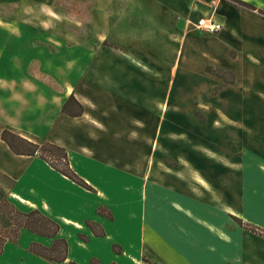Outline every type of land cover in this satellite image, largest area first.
<instances>
[{
	"label": "rangeland",
	"instance_id": "obj_1",
	"mask_svg": "<svg viewBox=\"0 0 264 264\" xmlns=\"http://www.w3.org/2000/svg\"><path fill=\"white\" fill-rule=\"evenodd\" d=\"M236 8L264 16L261 8L249 9L236 0H0V17L38 21L49 33H57L60 40L50 44L105 48L112 57L142 66L146 78L152 75L158 81L161 102L152 115L159 135L154 141L145 137L144 153L138 158L142 162L130 169L134 174L120 175L125 188L120 195L126 199L112 198L111 189L105 194L89 182L94 189L80 185L90 194L82 201L89 213L75 235L77 241L94 246L91 264L108 259L107 242L98 247L94 233L104 230L107 235L95 218L101 216L109 227L122 222L127 228V240L113 236L110 249L118 257L109 264H177L175 259L180 264H264V225L242 214L240 179L249 165L256 172L264 167L246 151L263 141L257 134L264 125L246 119L251 90L233 85L235 74L216 64L235 50L230 43L224 45L220 32L208 33L195 25L200 17L212 14L223 23L231 22L238 16ZM187 68L190 75L185 78ZM255 88L264 90L262 85ZM71 108L78 109L75 104ZM252 126L258 129L254 141ZM122 140L117 155L123 163L131 162L139 156L138 146L128 136ZM254 178L255 189L251 183L244 189L251 201L244 211L264 223V175L256 173ZM13 183L0 173V227L9 224L6 215L13 210L7 201L22 211L31 209L9 197ZM169 227L170 241L163 233ZM65 229L71 239L72 228ZM153 230L157 235L150 241ZM20 237L4 246L15 258L30 252V242L22 247ZM76 250L82 262L84 251Z\"/></svg>",
	"mask_w": 264,
	"mask_h": 264
},
{
	"label": "crops",
	"instance_id": "obj_2",
	"mask_svg": "<svg viewBox=\"0 0 264 264\" xmlns=\"http://www.w3.org/2000/svg\"><path fill=\"white\" fill-rule=\"evenodd\" d=\"M243 1L264 9V0ZM237 11L238 16L231 22L227 19L224 23L221 21L223 29L220 31L224 45L230 43L235 51L216 64L235 74L233 85L251 90L246 119L264 125V90L255 88L257 85L264 88V16L245 9ZM59 40L57 33H49L38 21L0 17V173L14 181L9 190L10 198L23 209H39L59 223L57 236L67 240V260L52 261L33 253L30 247V252L27 251L24 257L15 258L14 251H7L4 247L0 253V264H68L70 261L91 264L89 253L94 247L92 243L77 241L75 235L77 226L88 217L89 208L86 209L82 201L89 199L90 194L39 156L13 152L2 139L4 128L46 138L66 147L71 166L81 177L105 194L111 189V197L120 200L126 199L120 195L125 190L121 188L120 175L127 177L134 174L130 169L137 168L142 162L138 158L140 160V155L144 153L145 137L154 141L159 135V123L155 122L152 112L154 106L161 102V92L158 81L152 75L146 78L142 66L128 64L127 58L119 60L112 57V53L105 48L70 43L66 48L57 44L55 49L50 41ZM187 51H191L190 46ZM189 70L187 68L184 72L185 78L190 75ZM169 93L165 97L167 100ZM71 95L83 106L80 115L73 116L63 111ZM256 130L253 126L249 130L253 132V141ZM260 133L257 135L263 136V141L253 149L247 147L246 151L248 158H258L264 165V128L260 129ZM127 136L138 146L137 156L140 155L131 162L123 163L117 154L122 152V138ZM107 137L114 140L109 142ZM256 173L264 175V167L256 172L249 165L240 177L244 196L241 212L250 221L264 225L244 211L245 204L251 202L244 189L250 183L255 189ZM108 182L114 184L108 185ZM123 182L126 184V178ZM95 218L107 233L98 237L94 235L98 238L96 244L99 247L107 242L109 249L108 259H103L98 253L99 256L104 264L117 261L118 255L110 249L112 239L117 235L121 242L127 240V228L122 222L109 227L104 217ZM142 226L139 234L143 237V222ZM66 227L72 228V240L66 235ZM136 231L138 233L137 227ZM153 231L150 241H155L157 235ZM170 231H173L170 227L163 230L164 236L168 234L169 241ZM20 235L22 247H27L29 242L45 246L53 243V238L27 229H23ZM76 247L84 251L82 262ZM175 261L181 263V260Z\"/></svg>",
	"mask_w": 264,
	"mask_h": 264
},
{
	"label": "trees",
	"instance_id": "obj_3",
	"mask_svg": "<svg viewBox=\"0 0 264 264\" xmlns=\"http://www.w3.org/2000/svg\"><path fill=\"white\" fill-rule=\"evenodd\" d=\"M236 1L249 9H257L249 2L243 0ZM259 12L264 14V10L259 9ZM74 104L78 109L74 110L71 108ZM63 111L69 115L77 116L83 112V106L74 95H71L65 102ZM1 136L16 154L32 156L37 155L75 183L87 189H94L72 168L66 147L54 143L46 138L24 135L10 127L4 128ZM7 202L13 210L6 215L9 224L5 227H0V253L3 252L4 246L8 241L17 240L20 237L21 231L23 229H27L36 234L53 238L51 246H45L38 242H32L30 244V250L33 253L55 262H64L67 260L68 243L65 238L57 236L60 225L56 220L47 216L39 209L35 208L29 211H22L18 209L15 204L10 201ZM87 224L94 231V223L89 221ZM94 233L96 235H104V231L99 234L95 231ZM68 264L77 263L75 261H70Z\"/></svg>",
	"mask_w": 264,
	"mask_h": 264
},
{
	"label": "built area",
	"instance_id": "obj_4",
	"mask_svg": "<svg viewBox=\"0 0 264 264\" xmlns=\"http://www.w3.org/2000/svg\"><path fill=\"white\" fill-rule=\"evenodd\" d=\"M195 25L208 33H217L223 29V23L214 14L200 17Z\"/></svg>",
	"mask_w": 264,
	"mask_h": 264
}]
</instances>
